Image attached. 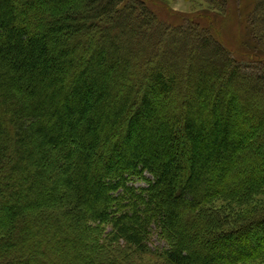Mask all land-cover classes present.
Segmentation results:
<instances>
[{
    "label": "trees",
    "instance_id": "trees-1",
    "mask_svg": "<svg viewBox=\"0 0 264 264\" xmlns=\"http://www.w3.org/2000/svg\"><path fill=\"white\" fill-rule=\"evenodd\" d=\"M261 7L234 50L211 14L171 25L148 0H0V264L264 258V212L214 206L264 188Z\"/></svg>",
    "mask_w": 264,
    "mask_h": 264
},
{
    "label": "rangeland",
    "instance_id": "rangeland-1",
    "mask_svg": "<svg viewBox=\"0 0 264 264\" xmlns=\"http://www.w3.org/2000/svg\"><path fill=\"white\" fill-rule=\"evenodd\" d=\"M253 1L254 0H230V4L228 5L229 11H227L228 13H225L224 8L219 6L220 4L218 6H215L213 4L211 5L208 1L205 0H148V2L151 4V7L157 13V16L167 21L171 25L180 24L182 22V18L188 16L193 18L195 17L198 22L207 24V20H204L202 19L203 17L199 16L201 14H211L214 19V24H216V26L221 29L220 31L221 33H223L226 43L234 47V50L238 49L236 47L245 46L246 43L247 45L256 44L255 39H253V42L250 40L251 33L247 31V28L245 29L249 20V14L252 13L251 10ZM213 7H215L216 9L218 8L217 10H219L220 12L213 9ZM261 8L262 9L260 10L259 14H261V16L264 18V8ZM197 17L201 19L198 20ZM206 24L204 26H206ZM259 33L264 35L263 24L260 27ZM197 37L198 40L204 39V35L201 33V31L198 32ZM258 41L259 40H257V42ZM260 43L262 44V46H264V40H261ZM237 55H239V53ZM263 95L261 94V99L259 98V101H263ZM263 128L264 122L255 124V139H253L254 141H252L247 147L248 153H251L252 155H255L256 153V156L261 158V164L260 162L255 164L262 169H264V135L262 133ZM257 138H260V140ZM257 142L258 146H256ZM238 173L239 174L236 175L239 178L238 180H240V178H242V173ZM145 177L149 179L151 178V176L149 175H145ZM132 183L137 187H143L146 185L144 180L138 178H134L132 180ZM214 206L216 207V209H220L216 211L225 216V220L227 222L231 220L232 222L235 221L237 223L238 220L239 223H242L249 219V217H251L253 214L264 212V188H260L259 191L250 194L248 197L243 198V200L239 199V201L235 200L234 202L229 200L215 201ZM108 228L109 227H107V229L105 228V231H103V236L108 232ZM4 231L6 232V230ZM149 245L152 249H158L160 252L162 248L166 247V241L162 237V235H158L157 233L153 234L150 237ZM249 263L264 264V258H261L259 260L256 259ZM139 264H159V260L157 257L150 258L149 256H143L142 261H140Z\"/></svg>",
    "mask_w": 264,
    "mask_h": 264
}]
</instances>
